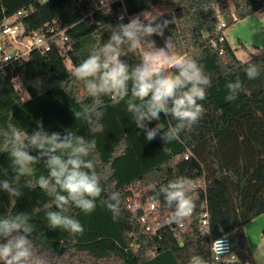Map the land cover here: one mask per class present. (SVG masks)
Returning <instances> with one entry per match:
<instances>
[{"label": "trees", "instance_id": "obj_1", "mask_svg": "<svg viewBox=\"0 0 264 264\" xmlns=\"http://www.w3.org/2000/svg\"><path fill=\"white\" fill-rule=\"evenodd\" d=\"M164 6L168 11L162 12V19L174 17V22L165 29L164 37L151 39L163 47L165 38L172 36L178 54L192 55L203 65L212 81L202 101L203 117L182 132L179 140L166 144L158 136L147 141L132 122L125 102L114 103L105 96L102 128L92 135L89 125L73 114V109L92 103L83 84L73 76L75 67L109 39L112 27L121 22L120 11L136 14ZM19 10L23 13L17 15ZM260 11H264V0H123L107 14L94 0H0V26L6 21L20 23L28 33L56 27L68 36L65 48L60 49L54 40L52 49L33 50L0 70V145L3 133L11 127L31 134L41 125L49 133L71 131L94 139L93 157L104 177L101 199L113 191L122 194L116 220L97 200L91 214L74 206L70 209L69 214L82 224L83 234L50 229L43 205L52 210L55 206L53 198L36 186L38 177L48 173L39 161L33 165L35 174L22 182V196L13 198L0 191V216L29 214L38 245L48 250L52 264H188L192 255L209 262L212 240L231 234L236 236L239 260L255 264L244 228L264 214V71L254 80L246 77V61L236 55L225 28ZM221 19L227 26L218 30ZM128 21L124 17L123 22ZM223 35L225 40L220 42ZM122 59L134 66L140 53L128 52ZM249 60L264 68V46ZM237 79L244 90L228 102L226 85ZM160 122L167 127L169 118L161 114ZM11 173L9 155L0 148V179L11 178ZM177 177L192 180L195 211L187 226H171L161 197V203L156 201L165 211L159 231L153 234L140 220L143 210H132L129 203L133 197L142 204L154 200L153 188ZM200 179L202 185H198ZM205 203L209 232L201 224Z\"/></svg>", "mask_w": 264, "mask_h": 264}, {"label": "clouds", "instance_id": "obj_2", "mask_svg": "<svg viewBox=\"0 0 264 264\" xmlns=\"http://www.w3.org/2000/svg\"><path fill=\"white\" fill-rule=\"evenodd\" d=\"M103 6L106 14L111 11L107 3ZM162 16L159 11L144 10L124 23L121 15V22L112 27L109 39L75 67L73 76L83 84L92 103L73 109V114L76 120L81 119L89 125L92 135L102 128L105 96L112 97L114 103L125 102L132 122L145 134L147 141L158 136L166 144L179 140L182 132L191 129L203 117L202 101L211 87V78L198 58L177 53L172 36L165 38L163 47H158L151 39L154 35L164 37L165 29L174 22V17L168 20ZM255 16L264 19V13ZM135 51L140 53L139 63L131 66L122 57ZM245 63L249 80L258 78L264 71L251 60ZM226 88L228 102L237 99L244 90L239 79L227 83ZM161 114L169 118L167 127L160 122ZM152 121L157 123L149 127ZM0 148L7 151L12 165L11 178L0 179V191L9 197L23 195L22 182L35 174L34 164L43 161L46 165L48 173L38 177L36 186L53 198L55 210L43 205L50 229L83 234L82 224L69 214L70 209L74 206L91 214L97 207V200L112 213L114 220L119 218L122 194L113 191L101 199L104 177L93 157L94 139H85L71 131L49 133L42 125L31 134L11 127L3 133ZM3 175L6 177L7 173ZM192 183L188 177H177L153 188L154 200L161 203L163 197L161 204L170 213L169 223H183L194 213ZM210 251L214 258L235 255L226 237L215 239ZM253 258L256 264H264V247L257 248ZM0 264H52L48 250L38 245V233L29 214L0 216ZM188 264L209 262L200 255H192Z\"/></svg>", "mask_w": 264, "mask_h": 264}, {"label": "built area", "instance_id": "obj_3", "mask_svg": "<svg viewBox=\"0 0 264 264\" xmlns=\"http://www.w3.org/2000/svg\"><path fill=\"white\" fill-rule=\"evenodd\" d=\"M95 5L98 9L103 10L105 12L103 4L107 3L108 8H110L111 13L113 11V5L116 2L123 0H94ZM102 3V4H101ZM151 11V10H149ZM23 11L19 10L17 15L22 14ZM141 13V12H139ZM136 14H129L126 9L120 11L118 17L123 15V17H133ZM15 15V16H17ZM236 19V16H234ZM227 26L225 20L221 19L217 29L220 30ZM54 40L59 43V48H65V42L68 40V36L65 34L64 30H59L56 27H51L47 32H26L20 23H15L11 21H6L2 26H0V70L5 68L12 62L22 60L29 56L31 51L33 50H41L47 51L52 49L54 45ZM225 40V36H221L219 41L222 42ZM213 46H217V42L213 41ZM220 53H223V50L220 49ZM16 86L20 88V84L17 82ZM189 157V153L185 154V158ZM203 180L200 179L198 185H202ZM129 207L132 210H136L137 208H141L143 210L140 220L143 223L147 224L148 230H150L153 234H157L160 228V219L164 215V209L159 207V204L156 200L146 201L143 204L139 202L136 197L132 198V201L129 203ZM204 211L202 213L201 224L205 232H209V212L207 209V204H204ZM168 217H166V221H168ZM190 217L187 218L183 223H169L171 226H180L185 227L189 224ZM227 238V243L230 245L231 253H234V256H226V257H213L211 254L209 264H238L239 258L235 251L234 243L232 242L229 236H222L218 238ZM216 238V239H218ZM215 240V239H214ZM212 240V242L214 241ZM211 242V244H212Z\"/></svg>", "mask_w": 264, "mask_h": 264}, {"label": "rangeland", "instance_id": "obj_4", "mask_svg": "<svg viewBox=\"0 0 264 264\" xmlns=\"http://www.w3.org/2000/svg\"><path fill=\"white\" fill-rule=\"evenodd\" d=\"M154 11H159L162 13L168 11V8L164 6L157 8ZM256 13H264V11ZM256 13L246 18L240 19L225 28V35L228 42L235 49L236 55L244 61L249 60L254 54L258 52L259 48L264 46V19H258L255 16ZM66 63L67 65L71 66V63L68 59H66ZM25 97H27V94H25ZM244 229L250 247L252 246L253 248H251L252 252H254L259 247H264V214L254 218L245 226ZM230 238L233 243L236 242L235 234H231ZM238 264L250 263L239 260Z\"/></svg>", "mask_w": 264, "mask_h": 264}, {"label": "crops", "instance_id": "obj_5", "mask_svg": "<svg viewBox=\"0 0 264 264\" xmlns=\"http://www.w3.org/2000/svg\"><path fill=\"white\" fill-rule=\"evenodd\" d=\"M251 248H252V246H251ZM253 249V248H252Z\"/></svg>", "mask_w": 264, "mask_h": 264}]
</instances>
